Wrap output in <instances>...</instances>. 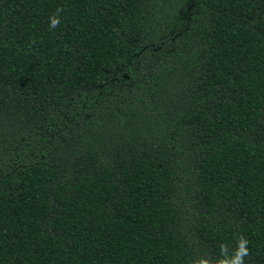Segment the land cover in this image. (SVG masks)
Returning a JSON list of instances; mask_svg holds the SVG:
<instances>
[{"label":"trees","instance_id":"16d2710c","mask_svg":"<svg viewBox=\"0 0 264 264\" xmlns=\"http://www.w3.org/2000/svg\"><path fill=\"white\" fill-rule=\"evenodd\" d=\"M240 235L264 264V0H0V264Z\"/></svg>","mask_w":264,"mask_h":264},{"label":"clouds","instance_id":"9594fccd","mask_svg":"<svg viewBox=\"0 0 264 264\" xmlns=\"http://www.w3.org/2000/svg\"><path fill=\"white\" fill-rule=\"evenodd\" d=\"M62 11V9L57 10ZM50 27L56 28L60 20L58 17L53 16L50 17ZM249 241L246 239L245 236L240 235L236 237V248L230 254L228 245L221 244L220 247V258L216 259L215 261L211 260L210 258H200L194 262V264H245L244 257L249 255V249L247 245Z\"/></svg>","mask_w":264,"mask_h":264}]
</instances>
